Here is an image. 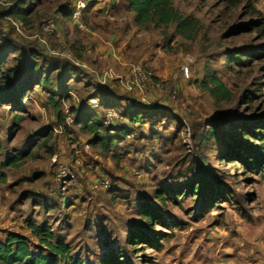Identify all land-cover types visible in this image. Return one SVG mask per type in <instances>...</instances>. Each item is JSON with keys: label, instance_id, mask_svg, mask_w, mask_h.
Returning a JSON list of instances; mask_svg holds the SVG:
<instances>
[{"label": "rangeland", "instance_id": "obj_1", "mask_svg": "<svg viewBox=\"0 0 264 264\" xmlns=\"http://www.w3.org/2000/svg\"><path fill=\"white\" fill-rule=\"evenodd\" d=\"M16 1L0 0V55L14 50L0 66V87L9 86L11 68L19 74L38 62L66 92L56 107L35 85L0 107L8 179L0 183V241L16 234L48 255L32 223L69 244L80 264H264V0H173L196 25L191 39L177 23L138 25L128 0L87 7L85 31L66 14L76 0H38L31 27L6 16ZM240 51L247 63L231 65ZM208 73L231 90L230 101L205 90ZM138 113L133 124L128 117ZM81 114L99 118L102 136L121 138L93 141ZM70 115L76 123L68 125ZM240 127L254 128L248 141ZM23 152L24 166L3 167ZM256 155L262 162L248 168ZM58 157L73 180L55 172ZM101 180L107 187L95 188ZM135 233L151 242L134 245Z\"/></svg>", "mask_w": 264, "mask_h": 264}, {"label": "trees", "instance_id": "obj_2", "mask_svg": "<svg viewBox=\"0 0 264 264\" xmlns=\"http://www.w3.org/2000/svg\"><path fill=\"white\" fill-rule=\"evenodd\" d=\"M17 0L14 7L10 8L6 12V16L11 17L15 20L22 22L25 26L31 27L34 22L35 5L38 4V0ZM229 5H235L241 2L242 0H225ZM89 7V5H88ZM128 10L134 12L137 16V24L145 26L147 23H153L156 28L168 27L171 24L177 23V32L182 35L184 38L191 39L196 30V25L189 18H183L180 15L178 9L174 7L173 0H129L127 5ZM88 9V8H87ZM84 11V13L87 11ZM67 16H72V12H66ZM149 28V26H147ZM14 54V50L11 48H6L4 52L0 55V66L7 62L8 59ZM39 55V54H38ZM37 55V56H38ZM36 56V57H37ZM247 53L240 51L239 59L233 58L231 65L235 64V59L239 60L241 63H247L246 57ZM39 57L36 58V61ZM40 65L38 62H34L31 67H26L21 65L20 73L18 74L15 68H11V75L8 78V87H0V107L3 104L15 103L18 100H22L25 96L26 90H34L35 85H40L44 91L50 94V100L57 107H60L62 93L66 92V88L61 89V92L57 91L56 83L59 80V77H52L50 71L47 73L45 70H40ZM63 69V64L59 63L55 66L54 70ZM68 73V72H67ZM16 78H20L21 82H18ZM54 81V83L52 82ZM56 81V82H55ZM205 90L210 92L214 97H218L222 100H231L232 92L224 84V82L216 74H207L204 80ZM61 97V98H60ZM113 106V104H112ZM116 106L122 107L120 103H117ZM21 109V108H20ZM136 116L128 117L133 124H137L141 121V114ZM24 120V116L17 114L15 116V121L21 122ZM76 121V120H75ZM78 122L82 123V129L87 130L88 133L93 134V141L100 140L103 138L107 144L113 142V140L119 139L115 135H105L102 136L101 132L105 129V126L102 122L99 121V118L93 114H81L77 118ZM76 123V122H75ZM247 128L251 123L247 124ZM257 124H255L256 126ZM259 131H264V124L259 126ZM126 128V127H125ZM129 128V127H128ZM234 129H237L238 126H233ZM241 132L238 133L240 138L249 140L250 135H252L254 128L248 130L247 128L240 127ZM127 129H122V132L125 133ZM105 130L103 131V133ZM210 135H216L219 139H222V134L219 133L217 127L211 128L209 130ZM259 140L264 141V133L258 136ZM0 146V151H1ZM28 153L23 152L14 156H8L3 167L11 168H20L25 165L26 157ZM262 160L256 156H249V161L247 162V167L251 168L254 165H260ZM7 175L0 170V183H7ZM213 190V188H210ZM111 190V189H110ZM210 192V191H209ZM212 199V198H211ZM208 202L207 204H209ZM147 216H152L153 213L150 211L146 213ZM30 228L34 231L37 238L40 240V243L44 245L49 254L45 253H33L27 240L19 235L10 234L6 241H0V262L4 264H70L71 261H74L72 256V248L69 244L64 242H53V234L51 233L50 228H41L35 224L30 223ZM144 233H135L131 238V243L138 245L141 242L150 243V239L141 240V236ZM75 264H80L81 262L74 261Z\"/></svg>", "mask_w": 264, "mask_h": 264}, {"label": "built area", "instance_id": "obj_3", "mask_svg": "<svg viewBox=\"0 0 264 264\" xmlns=\"http://www.w3.org/2000/svg\"><path fill=\"white\" fill-rule=\"evenodd\" d=\"M89 5V2L87 0H76L75 2V5H74V10H73V17L75 19V21L78 23V26L81 30H87V26L86 24L83 22L84 21V11L86 10V8L88 7ZM139 74L141 75L142 79L144 80H150L151 79V74L145 72V71H140ZM70 120H68V125L71 123H75V119H73V117L70 115L69 117ZM106 125H110V124H107L105 122ZM122 130H118V133H120ZM87 149L88 148V145H87ZM56 171H59L58 172V175H61L64 177V181H71L74 179L73 175V170L71 168H69L68 166H66V163L64 162H61V160L59 159V157L57 158V160H55V172ZM55 172H54V176L51 177L50 176V185H49V188H48V192L50 193V195H56L57 192L55 190L59 182V179L57 177V175H55ZM66 177V178H65ZM66 183V182H64ZM108 185V181L106 180H101L100 182H97L95 184V188H106ZM68 189H70V186L68 187ZM44 194V193H43Z\"/></svg>", "mask_w": 264, "mask_h": 264}, {"label": "crops", "instance_id": "obj_4", "mask_svg": "<svg viewBox=\"0 0 264 264\" xmlns=\"http://www.w3.org/2000/svg\"><path fill=\"white\" fill-rule=\"evenodd\" d=\"M87 1L89 2V7L93 6V9H96L97 7H104L107 4L113 3V0H87ZM128 4H129V0H128ZM99 29L101 30V27ZM49 177H48V179H49ZM9 191L11 192V188L9 189ZM6 194L8 195V193H6Z\"/></svg>", "mask_w": 264, "mask_h": 264}, {"label": "bare ground", "instance_id": "obj_5", "mask_svg": "<svg viewBox=\"0 0 264 264\" xmlns=\"http://www.w3.org/2000/svg\"><path fill=\"white\" fill-rule=\"evenodd\" d=\"M113 110V109H112Z\"/></svg>", "mask_w": 264, "mask_h": 264}]
</instances>
